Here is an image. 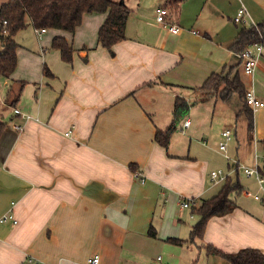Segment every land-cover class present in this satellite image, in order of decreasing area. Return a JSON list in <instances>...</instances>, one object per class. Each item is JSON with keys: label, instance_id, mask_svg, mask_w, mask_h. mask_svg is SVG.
Wrapping results in <instances>:
<instances>
[{"label": "crops", "instance_id": "0c3cea01", "mask_svg": "<svg viewBox=\"0 0 264 264\" xmlns=\"http://www.w3.org/2000/svg\"><path fill=\"white\" fill-rule=\"evenodd\" d=\"M123 2L130 8L126 38L112 50L99 41L105 12L84 14L74 32L47 28L40 35L28 20L16 34V69L10 77L0 74L6 86L0 94V264H90L94 257L97 264H155L158 254L168 264H185L196 249H205L209 264H230L207 245L264 253V201L247 194L259 186L241 171L230 175L242 186L230 195L236 207L211 217L203 239L189 241L196 224L190 220L200 219L193 206L226 182H214L211 171L223 159L228 170L234 159L253 166L257 155L264 166V106L252 110L250 130L238 93L223 101L204 98L201 90L213 73L237 65L246 92L253 88L264 101V51L248 76L231 48L243 27L234 20L241 6L248 25L259 24L264 0ZM159 6L169 8L167 19L180 32L157 21ZM57 36L73 48L72 61L52 47ZM178 97L189 106L176 121ZM174 123L164 147L156 132ZM226 129L232 130L229 157L220 150ZM185 199L190 207L182 205Z\"/></svg>", "mask_w": 264, "mask_h": 264}, {"label": "trees", "instance_id": "16d2710c", "mask_svg": "<svg viewBox=\"0 0 264 264\" xmlns=\"http://www.w3.org/2000/svg\"><path fill=\"white\" fill-rule=\"evenodd\" d=\"M169 3L178 4L183 0H167ZM91 12H105L107 18L99 30L100 43L112 50L115 43L126 38V25L130 8L123 0H9L0 7V43L3 51L0 52V74L6 77L14 72L17 66V49L19 43L16 34L24 29L28 20L35 28H56L69 32H74L81 24L84 14ZM6 21V24L4 23ZM264 38V21L254 25H243L241 32L235 39L231 48L236 53H241L247 47ZM52 47L61 51L62 58L72 61L73 48L66 38L57 36L53 39ZM227 66L221 72L213 73L202 86L204 98L217 97L223 101H229L233 95H238L245 99L246 86L242 80L240 70L237 65L229 68V73L225 74ZM45 66V71L47 72ZM49 73V71H48ZM189 104L182 98H177L175 108V119L179 114L188 108ZM248 114L249 129H253V112L249 106L245 105ZM174 121V122H176ZM3 126L0 125V132ZM176 129V124H172L166 130H158L155 140L164 147H168L171 136ZM136 169V164H131ZM264 173V169L262 170ZM242 188L239 179L233 181L229 178L221 191L213 197L202 198L198 205L193 206L192 214L200 216L199 221L194 225L189 241L196 242L203 239L208 220L217 215H224L232 211L236 204L230 197L233 191H240ZM152 235L154 229L150 230ZM173 242L182 243L185 240L172 238ZM210 252L226 259L230 264H264V253L254 247L241 248L236 252H223L222 250L207 245Z\"/></svg>", "mask_w": 264, "mask_h": 264}, {"label": "built area", "instance_id": "2783aa9c", "mask_svg": "<svg viewBox=\"0 0 264 264\" xmlns=\"http://www.w3.org/2000/svg\"><path fill=\"white\" fill-rule=\"evenodd\" d=\"M169 8L167 6H159L156 8V18L157 21L160 23L165 24L169 30L173 33H178L181 31V27L173 24L172 22L168 21L167 16L169 15ZM249 13L247 8L242 5L239 9L236 17L234 18L235 22L241 23L243 25H248L249 22ZM6 24V21H4ZM250 25L257 26V24L252 23ZM45 28H36V32L41 35V33L45 32ZM264 51V44L263 42H256L250 47H247L244 51L239 53V57L241 60L242 70L245 75L252 76L257 68L259 56ZM245 103L247 106H249L253 111L258 110L259 108L264 106V101L261 100L255 93V90L253 88H250L245 97ZM16 113L20 114L21 110L17 107L14 109ZM191 123L190 119H187L184 123V126L187 127ZM15 128L17 130H23V125L21 124H15ZM223 135L225 139L220 142V150L226 154L227 157L229 155L227 154V146L228 141L232 138V130L226 129L223 132ZM264 161V157L262 158ZM235 162V168L234 170H228V169H214L211 171L210 176L211 179L214 182H222L227 181L230 178L231 173L235 171H241L243 172L248 178L253 179L257 185L259 186V192L252 193L251 191H247V194L253 195L255 199L264 201V173L262 170L264 169V166H262L260 161V156L257 155V162L253 166H248L246 164L241 163L238 159H234ZM136 175L139 176V172H136ZM141 180H145L143 177H141ZM182 205L184 207H190L191 203L189 199H185L182 202ZM8 219V216L5 215L2 218V221H6ZM99 262V257H94L89 260L90 264H97ZM155 264H168V262L165 260L164 256L162 254H158L156 256V263Z\"/></svg>", "mask_w": 264, "mask_h": 264}, {"label": "rangeland", "instance_id": "374dc122", "mask_svg": "<svg viewBox=\"0 0 264 264\" xmlns=\"http://www.w3.org/2000/svg\"><path fill=\"white\" fill-rule=\"evenodd\" d=\"M224 72H225V74H228L229 73V68H226V70ZM0 77H2V76H0ZM0 85L2 87V90L0 91V94L2 96H4V94H5V87L6 86L4 84H2V83H0ZM209 127H210L209 122H205L204 128L205 129H208ZM206 137L207 136H204V139ZM223 160H224V164H223L222 168L226 169L227 161H226V159H223ZM240 178H241L242 181H245V177H244L243 174L240 175ZM250 184H252V181L251 180H247V183L245 185H250ZM197 219L198 218L195 216L190 221L195 224V223L198 222ZM197 250L198 249H196L197 255H196L195 259L192 262H187L185 264H209L210 257L207 256V252L205 251V249H203L202 251H199V250L197 251Z\"/></svg>", "mask_w": 264, "mask_h": 264}]
</instances>
